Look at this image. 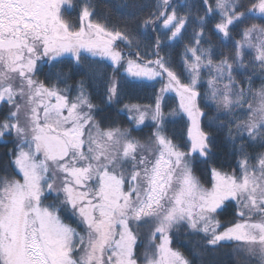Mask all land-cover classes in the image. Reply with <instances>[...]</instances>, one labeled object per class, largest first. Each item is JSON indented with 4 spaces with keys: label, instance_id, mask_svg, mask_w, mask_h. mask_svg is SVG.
I'll use <instances>...</instances> for the list:
<instances>
[{
    "label": "snow or ice",
    "instance_id": "obj_1",
    "mask_svg": "<svg viewBox=\"0 0 264 264\" xmlns=\"http://www.w3.org/2000/svg\"><path fill=\"white\" fill-rule=\"evenodd\" d=\"M94 16L92 0H0V142L13 145V174L0 176V264H192L172 246L182 225L205 248L232 242L264 264V0H158L139 21L154 38L127 57L116 48H133L127 29ZM190 26L178 72L161 50ZM96 57L113 65L108 102L118 100L121 69L161 83L154 104L124 106L137 128L152 122L144 140L103 126L84 81L73 96L56 67ZM165 93L177 101L167 112ZM202 103L237 155L236 169L212 167L207 181L193 167L212 153ZM170 117L187 118L183 143L169 135ZM229 205L235 219L225 226L218 216Z\"/></svg>",
    "mask_w": 264,
    "mask_h": 264
},
{
    "label": "trees",
    "instance_id": "obj_2",
    "mask_svg": "<svg viewBox=\"0 0 264 264\" xmlns=\"http://www.w3.org/2000/svg\"><path fill=\"white\" fill-rule=\"evenodd\" d=\"M175 1V0H173ZM158 0H92L95 9L94 20L107 22L109 26H117L121 29H127L131 36L139 42L148 40L149 43L155 36L152 30L139 27V21L153 11ZM191 2V0H190ZM70 18L75 22L76 13L72 12ZM259 23V20H249L247 23ZM239 25L235 32L239 30ZM192 31L191 26L188 28L186 38L182 41L170 42V45L161 50V55L169 57L172 61V66L178 71H182L181 56L183 53L184 45L188 43L187 36ZM235 38H239L236 36ZM216 41V37H212ZM229 47L231 45L229 44ZM116 48L122 52L126 57L130 51H135L126 45L123 41L116 42ZM227 51V49H225ZM153 56H145L144 59ZM133 58H135L133 56ZM218 58V57H216ZM112 64L107 62L106 72L111 76L113 75ZM67 74V83L72 86L71 94H76V85L79 81H84V87L89 94L92 103L97 105L96 118L104 122L103 126L114 124L120 127L133 128L132 135L144 140L152 131V123H144L138 128L129 120V115L124 107L125 105L133 104H147L153 101V94L156 92V86L148 83L137 84L135 81L127 80L121 82L119 85L120 94L118 100L108 102L106 99V84L97 80L84 66H76L74 61L70 58H65L60 64L56 66ZM47 66L43 68V72L39 73V78L44 79L45 72H48ZM115 75L119 77L121 70L116 71ZM259 81H257V84ZM60 87H64L63 84ZM172 97H167L164 103V110L173 106ZM204 111L207 113L201 120L202 127L208 131L212 136V153L210 158L196 156L194 158V172L202 180L207 181L210 179V169L212 167L222 168L225 171H232L237 168V155L234 146L227 138V129H220L216 126L209 127L208 119L216 115L215 109L201 104ZM223 119V117H221ZM187 118L169 119L167 129L169 135L175 134V137L183 143L187 139ZM239 144V141H236ZM11 143L0 142V176L13 174V166L9 163V157L6 154L7 150L12 148ZM249 151H260L258 145H254L248 149ZM234 206L229 207L222 212L218 219L221 223L227 226V222L234 221ZM75 226V225H74ZM222 230V229H221ZM140 242L137 251L140 253L142 244L146 241L147 235L145 234L144 227L142 226L139 231ZM172 246L177 248L185 254V256L192 262V264H257L255 257L249 256L246 252L238 251L237 246L232 242H224L219 246L213 248L208 246L204 247L203 236L191 234L185 226H180L179 230H173L172 233Z\"/></svg>",
    "mask_w": 264,
    "mask_h": 264
},
{
    "label": "rangeland",
    "instance_id": "obj_3",
    "mask_svg": "<svg viewBox=\"0 0 264 264\" xmlns=\"http://www.w3.org/2000/svg\"><path fill=\"white\" fill-rule=\"evenodd\" d=\"M177 0L173 1V3H176ZM190 2V0H189ZM183 11V10H181ZM131 38L133 39L134 41V47H135V43L136 42H139L137 41L136 39H134L133 36H131ZM126 43V42H125ZM144 43H149L148 40H145L144 42H141V54L143 55V52H144ZM127 45V44H126ZM118 50V49H117ZM150 51V49H149ZM133 58V57H132ZM135 59V58H133ZM148 59H155V57H151V58H148ZM107 62L111 63L109 60L107 59H104V58H99V57H96V58H85L84 61H83V64H84V67L97 79V80H100L101 83H104L106 84L108 79L111 76V74L109 75L107 72H106V64ZM113 69V65L111 66ZM115 78L116 80L119 82V85L121 82H126L128 79L131 80L132 82H136L137 84H142V83H148L150 85H154L156 86V92L155 94L159 93V90H160V87H161V83L159 82V80H139L137 78H133V77H130L128 76L124 71L123 69H121V75L119 77H117L115 75ZM155 94H153V101L151 103H147V104H154V100H155ZM172 97V100L174 99L175 101H173V106L172 107H175L176 106V99H175V93H165L164 94V100H163V105L165 102V100L167 99V97ZM147 104H133V105H147ZM171 108V107H170ZM169 110V108H168ZM168 110H164L165 112H167ZM128 112V110H126ZM129 113V112H128ZM169 119H173V118H169ZM152 123L150 120H146L145 123ZM142 126V125H141ZM144 227V230H145V234L148 235L147 233V227L146 226H143ZM147 243V239L146 241L142 244V248H141V251L140 253H142L144 251V246L145 244Z\"/></svg>",
    "mask_w": 264,
    "mask_h": 264
}]
</instances>
